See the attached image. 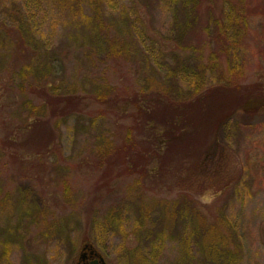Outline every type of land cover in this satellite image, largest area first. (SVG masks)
Listing matches in <instances>:
<instances>
[{
	"label": "rangeland",
	"instance_id": "rangeland-1",
	"mask_svg": "<svg viewBox=\"0 0 264 264\" xmlns=\"http://www.w3.org/2000/svg\"><path fill=\"white\" fill-rule=\"evenodd\" d=\"M177 2L40 0L36 45L23 55L8 30L26 0H0V264L5 243L11 264H77L85 245L107 264H125L124 245L147 243L132 234L139 209L163 202L171 212L188 193L237 225L240 264H264V111L234 108L248 88L264 92V0L245 1L249 24L236 38L222 32L224 0H203L195 21ZM29 63L50 66L37 88L26 84L35 78ZM180 65L189 68L180 79L209 68L200 93L168 79ZM233 65L241 74L231 83ZM27 100L45 106L38 126L29 123ZM181 101L206 106L207 116L193 121L199 129L216 124L214 137L170 131L167 109ZM231 107V120L216 123ZM154 128L166 130L170 146ZM214 138L225 147L217 173L208 181L188 176ZM112 212L122 229L106 222ZM156 256L157 264H177L175 238Z\"/></svg>",
	"mask_w": 264,
	"mask_h": 264
},
{
	"label": "trees",
	"instance_id": "trees-1",
	"mask_svg": "<svg viewBox=\"0 0 264 264\" xmlns=\"http://www.w3.org/2000/svg\"><path fill=\"white\" fill-rule=\"evenodd\" d=\"M174 1H178L177 4L180 8L178 13H183L186 18L188 16L190 21H195V16L203 2V0ZM245 1L246 0H224L225 9L223 10V16L225 19V26L222 27L224 35L230 30L236 38L237 36L244 34L246 31L249 24V16L246 12ZM39 5L40 0H26L24 6L26 13L24 11H20L19 13L12 12L14 22L18 23L11 25L8 34L9 36L16 38L13 40L24 48V52H22L23 55L25 54V49H27L26 47L28 45H36L32 36L33 25L31 22L34 21V12L38 11ZM239 40H241V38H238V42ZM20 49L22 50V48ZM19 61H22V59ZM210 65L211 68H215L212 66V63H210ZM33 67L34 65L31 66L29 63L28 68L30 69ZM33 69L34 71H31V74L34 75L35 78L32 82L27 81L26 84L29 85L30 88H32L31 86L37 88L42 83L41 80L43 77H46L50 73V66H48L47 63L43 67ZM208 69L209 68L205 65H199L197 70H194L191 76L182 77L180 79L179 71H189L187 66L182 67V65H180L178 70L170 72L168 79L171 81L172 79L176 80L177 84L178 80L182 81L186 83L190 89L187 91L188 94H198L207 84L205 76ZM19 71L22 75L24 74L23 69H20ZM240 74V67L233 65L228 68L227 77H223L225 79L229 78L228 81L234 83ZM258 87L259 86H257V88ZM237 88L239 89V85ZM257 88L254 89L253 87V90L248 88L249 92L240 98V101L238 100V103L234 108L237 110L242 109L247 112H250L251 110H253V112L264 111V92L260 90L258 91ZM188 98L190 97L188 96ZM198 102L199 101H194L193 103L184 105L181 101L179 104L167 109L169 112L166 116V126L170 131H177L178 136L181 138L189 133L192 135V139H194L195 135H198L199 132L200 136L204 134L205 136L214 137L216 124H205L203 128L199 129L198 127H200V124H196L193 121L194 117H206L208 114V112H205L206 106L198 105L191 108ZM24 105L27 108L26 111H29V119L31 120L29 123L33 126L36 125L38 123L37 119H39V115L45 112V106L33 105L29 100H27ZM188 109H190V111H188ZM232 109L233 108L231 107L230 109L225 110L218 117L216 123L220 121V124H223L231 120L232 114L235 113H232ZM38 125L39 124H37V126ZM154 129L156 134L153 137H156L159 143L163 146H170L172 138H169V140L164 138L166 136V130L162 131L159 128ZM214 139L212 144L214 148L213 151H210V153L207 152L205 156L203 155L202 159L197 161L199 162L197 164V169H193L195 166L187 168L188 176L191 177L193 174H197L198 178L201 177L203 181H208L215 173H217L215 171L217 168L216 158L219 153L220 156L222 155L225 147L221 146L216 138ZM191 144L192 146H195L192 142ZM206 144L207 141H204L203 139L199 141L200 147H204ZM3 146V142L0 140V147H2V149ZM54 151L56 153L57 148H55ZM198 157L199 155L197 156V159ZM228 187V184H226L221 191L219 190V192L222 193ZM64 188L66 194L71 190V187L66 183L64 184ZM189 191L191 192L192 190L189 189ZM207 191L208 190H205V193ZM189 194L190 193L184 195L182 200L177 201L175 209L171 212L166 209L163 202H157L155 206H145L144 208L139 209V215L135 222L132 234L136 236V234L140 235L139 233H141L145 239L144 241L147 243L135 247L124 245L123 255L127 258L125 264H157L156 251L158 245L162 246L165 239H169V237L175 238L180 249L181 257L177 264H240L243 242L237 235V225L230 221L223 211L214 213L207 209L208 212L206 213L203 207L198 204L197 200ZM152 215L156 218H152ZM150 220L154 222L152 223V226L147 228L146 225ZM106 222H108V225L113 229H122L120 220H118V216H116L115 212L110 213V216L106 218ZM5 245L6 246H4L2 252L3 261L5 262L3 264H11L9 261L10 246L6 243ZM148 250H150V252Z\"/></svg>",
	"mask_w": 264,
	"mask_h": 264
},
{
	"label": "water",
	"instance_id": "water-1",
	"mask_svg": "<svg viewBox=\"0 0 264 264\" xmlns=\"http://www.w3.org/2000/svg\"><path fill=\"white\" fill-rule=\"evenodd\" d=\"M88 256L95 257L89 264H107L105 258L99 254L92 245H85L79 257L78 264H81Z\"/></svg>",
	"mask_w": 264,
	"mask_h": 264
},
{
	"label": "flooded vegetation",
	"instance_id": "flooded-vegetation-1",
	"mask_svg": "<svg viewBox=\"0 0 264 264\" xmlns=\"http://www.w3.org/2000/svg\"><path fill=\"white\" fill-rule=\"evenodd\" d=\"M93 260H95V257L88 256L83 262H81V264H89V263H91ZM77 264H78V263H77Z\"/></svg>",
	"mask_w": 264,
	"mask_h": 264
}]
</instances>
